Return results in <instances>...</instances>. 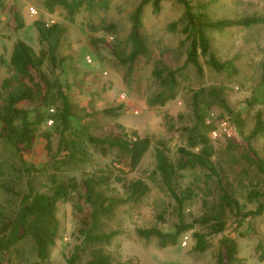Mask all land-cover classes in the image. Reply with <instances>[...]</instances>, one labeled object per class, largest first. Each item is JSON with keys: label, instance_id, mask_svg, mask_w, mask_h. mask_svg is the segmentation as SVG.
Listing matches in <instances>:
<instances>
[{"label": "trees", "instance_id": "trees-1", "mask_svg": "<svg viewBox=\"0 0 264 264\" xmlns=\"http://www.w3.org/2000/svg\"><path fill=\"white\" fill-rule=\"evenodd\" d=\"M184 5L183 15L178 22L171 24L174 30L183 25L185 52L168 48L162 51L155 60L152 76L159 90L150 100L151 106H164L176 97L179 78L188 68H193L199 76L204 69L201 58L216 73L227 75L236 72L233 61H220L214 54L211 32H225L231 28H252L264 25V17H247L213 21L205 12L195 11L188 0H177ZM163 0H141L129 16V26L125 36L120 38V30L114 24L104 30L115 39L112 44L105 38L89 36L93 48L109 46L116 66L124 67L125 74H133L135 65L142 59H150L151 50L143 34L144 8L151 5L153 13L161 11ZM2 1L0 0V6ZM43 5L50 12L55 7L67 12L68 21H73L82 10L96 11L108 7L107 0H44ZM209 3L198 6L206 9ZM12 23L15 29L24 27L19 11L12 8ZM1 23V19H0ZM41 50L36 51L26 41L18 39L12 46L9 58L0 52V67H7L9 75L0 78V139L9 148L13 165L9 161H0V191L9 198L19 201L16 210H12L0 200V264H13L14 256L20 257L24 246L28 244L35 255L36 263L46 264L50 258L60 233V222L56 212L59 204L71 202L80 219L79 235L81 243L74 250L65 264H119L114 263L111 255L105 253L104 245L119 234L110 228V223L117 219L118 213L125 206L139 204L149 193L150 186L143 180H130L124 183V193L120 194L111 187V181H124L115 174V169L101 168L99 173L85 174L81 180L68 177L65 172L82 168L89 163L92 155L106 156L110 152L117 162H121L130 171L141 164L151 146L149 137H140L125 129L108 134L93 133L89 122L81 123L74 112L73 104L58 80L52 79L45 70V65L57 69L65 59L58 62V50L65 39L66 28L61 24L48 25L43 21L35 22ZM183 60L182 65L175 66ZM217 106L228 113L224 90L218 88H201L193 92L191 109L193 123L181 128L186 145L178 148V158L172 160L162 142L155 150V172L160 182L175 201L177 223L172 231H164L157 226L137 229V235L145 240L156 239L163 248L175 246L180 237L192 231L195 224L207 227L211 234L222 235L218 244L217 264H236L238 261V244L234 238L223 235L228 221L234 219L238 227L243 221L264 214V203L258 201L255 210L245 211L229 185L224 183L214 162L217 150L210 139V132L215 128L216 118L228 119L225 116L211 117L213 112L206 110ZM51 113L47 118L55 120L53 134H45L47 141V161L40 169L29 164L25 155L33 152L38 138L39 126L46 118L47 108ZM124 108L123 105L104 109L100 112L106 117H116ZM93 117V115H90ZM212 120L207 124V119ZM52 120V119H50ZM222 120V119H221ZM53 123V122H52ZM119 128V127H118ZM264 135V118L261 112L256 114L255 124L241 146V160L256 174L264 177V159L252 146V140ZM231 144L233 137H226ZM52 162V163H51ZM51 166V167H49ZM52 169L53 173L49 171ZM201 169L207 177L214 179L218 194L213 202L204 200L205 212L193 223L185 221L184 209L196 196L197 186L177 191L175 183L181 172ZM34 173L47 178L48 183L38 186ZM119 173H123L120 172ZM25 178L26 189L20 187ZM202 190V188H201ZM263 193L252 190L249 201L259 200ZM195 239V251L204 253L211 241L204 233L192 234ZM261 247V245L259 246Z\"/></svg>", "mask_w": 264, "mask_h": 264}, {"label": "rangeland", "instance_id": "rangeland-1", "mask_svg": "<svg viewBox=\"0 0 264 264\" xmlns=\"http://www.w3.org/2000/svg\"><path fill=\"white\" fill-rule=\"evenodd\" d=\"M1 1L0 52L6 58L10 57L12 46L18 39L26 41L36 51L41 50L35 22L63 25L66 34L59 47L57 61L61 62L63 58L65 62L55 70L48 64L44 67L52 79L60 82L80 122H89L93 133L108 134L123 128L129 133L135 132L142 138L151 139L149 151L134 171L117 162L115 156L107 152L105 157L93 154L84 167L64 173L68 177L74 176L81 180L85 174L99 173L101 168L115 169V174L124 181L117 182L113 177L111 187L120 194L125 191L124 183L130 180H143L150 186L149 193L139 204L125 206L118 213L117 219L110 223V228L119 234L111 244L103 246L105 253L112 256L114 263L119 264H217L216 254L222 235L211 234L205 225L195 224L194 229L181 236L175 246L165 248L161 247L156 239L147 241L140 238L137 229L157 226L164 231H172L178 221L175 201L162 186L159 175L155 172V150L160 147L159 142H162L168 156L172 160L178 158V148L186 145L181 128L193 123L191 97L193 92L201 88L214 87L224 90L227 104L231 108V113L217 106L206 110L207 114L213 112L214 118L218 117L217 115L227 117L228 119L216 118L215 128L219 130L220 122L226 120L233 137L229 144L227 135L223 132L218 131L217 137L210 132V139L217 150L214 162L224 183L229 185L245 211L255 210L258 201L264 203V195L259 200L249 201L248 194L252 190L264 194V177L256 174L240 157L241 146L254 127L256 114L261 112L264 118V25L231 28L222 33L211 32L214 54L220 61L232 60L236 72L231 75L216 73L207 65L206 59L201 58L204 69L202 76L196 74L193 68H188L179 78L176 97L164 106H151L150 100L159 90L152 76L155 60L165 49L185 52L187 45H183L185 36L181 31L182 24L174 30L170 29L171 24L178 22L185 9L177 0H163L161 11L157 14L153 13L151 5L145 6L143 34L150 47L151 57L138 62L129 77L126 76L124 67L116 66L117 61L109 46L95 49L88 38H105L113 44L114 37L110 38L104 30L110 24L118 27L120 38L124 37L130 24L129 16L141 0H107L108 7L93 12L82 10L75 15L72 22L68 21L67 12L63 8L55 7L50 12L43 5L44 0ZM188 1L195 7V11L207 13L213 21L264 17V0ZM201 3L209 5L202 10L198 6ZM13 7L23 19L22 29H15L12 23ZM182 62L183 60H180L175 66L182 65ZM8 75V68L0 67V78ZM120 105L124 108L116 117L100 114L104 109ZM51 108H47L46 118L39 126L33 152L25 155L26 161L34 164L37 169H41L47 161L48 144L44 135L55 132V120L47 118L52 114ZM50 119L53 123H50ZM252 146L264 159V135L252 140ZM0 161H9L10 165L15 163L9 148L1 139ZM49 173H53L52 169ZM34 174L38 177L39 187L43 185L40 181L49 184L47 178L38 173ZM214 179L208 178L207 172L201 169L181 172L175 183L178 192L192 184L197 186L195 198L184 209L187 223H193L202 217L205 212L204 200H215L218 187ZM20 187L22 190L26 189L25 178L22 179ZM0 200L4 203L9 201L2 190ZM18 203L17 199H13L6 205L16 210ZM56 215L60 222L59 238L46 264H65L81 243L80 219L73 204H59ZM194 233H204L211 241V246L204 253L195 251V239L192 236ZM223 235L237 241L236 264H264V214L244 220L241 227H238L234 219H230ZM34 263L36 258L28 244L24 246L22 256L13 258V264Z\"/></svg>", "mask_w": 264, "mask_h": 264}, {"label": "built area", "instance_id": "built-area-1", "mask_svg": "<svg viewBox=\"0 0 264 264\" xmlns=\"http://www.w3.org/2000/svg\"><path fill=\"white\" fill-rule=\"evenodd\" d=\"M211 117L214 118V114H213V113L211 114ZM50 123H52V120L50 121ZM211 123H212L211 118H210V119H207V124H211ZM219 125L221 126V127H219V130H218V128H217V129H214V130H212L211 133H212L215 137H217V136H218L217 132H218V131H221V132H223L225 135H227L228 137H230V136H231V132H230V127H229L228 122H227L226 120H223L222 122H220Z\"/></svg>", "mask_w": 264, "mask_h": 264}]
</instances>
